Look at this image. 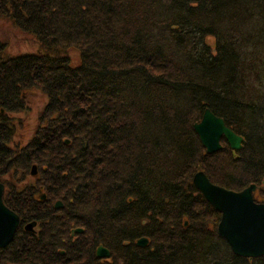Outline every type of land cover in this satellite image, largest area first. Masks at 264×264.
Instances as JSON below:
<instances>
[{
	"label": "trees",
	"instance_id": "16d2710c",
	"mask_svg": "<svg viewBox=\"0 0 264 264\" xmlns=\"http://www.w3.org/2000/svg\"><path fill=\"white\" fill-rule=\"evenodd\" d=\"M0 16L50 52L6 54L0 40L3 200L40 222L32 243L51 245L52 264H98L99 243L110 251L100 264H264L231 251L192 182L202 170L227 189L254 183L264 203V0H0ZM32 89L46 100L13 147L10 114ZM205 107L244 138L239 150L222 136L206 151L193 128ZM17 235L0 264H18Z\"/></svg>",
	"mask_w": 264,
	"mask_h": 264
},
{
	"label": "water",
	"instance_id": "95a60500",
	"mask_svg": "<svg viewBox=\"0 0 264 264\" xmlns=\"http://www.w3.org/2000/svg\"><path fill=\"white\" fill-rule=\"evenodd\" d=\"M193 128L207 152H215L222 147L220 142L222 136L232 150H239L244 141L241 135L226 125L222 117L215 115L208 107L204 109L200 120L193 123ZM30 173L36 175L35 165H32ZM192 182L209 204L220 211L217 231L219 236L226 240L232 252L249 258L264 255V203L254 200L256 184L251 183L239 191L227 189L212 183L202 170L194 173ZM3 188V184L0 183V247H5L12 240L19 220L18 215L4 205ZM40 197L43 199L45 195ZM60 206L62 203L57 200L54 207ZM33 223L28 228H31ZM74 232H82V228L71 229V234ZM147 244V237L143 236L136 240L138 246L143 247ZM96 255L109 257L110 252L99 245L96 248Z\"/></svg>",
	"mask_w": 264,
	"mask_h": 264
},
{
	"label": "rangeland",
	"instance_id": "374dc122",
	"mask_svg": "<svg viewBox=\"0 0 264 264\" xmlns=\"http://www.w3.org/2000/svg\"><path fill=\"white\" fill-rule=\"evenodd\" d=\"M0 40L6 41V54H18L24 52H47L40 44L28 33L22 32L8 19L0 16ZM71 57L72 64L79 61V53L76 49H69L67 51ZM50 53V52H47ZM26 108L22 111L11 113V117L16 122V132L13 136L11 145L21 146L28 142L35 132L38 123V114L45 103L46 96L37 89L29 90L25 93ZM12 183V182H11ZM21 187L25 186L28 181L26 179L17 182ZM257 193V191H255ZM44 206L50 207L48 202L43 203ZM117 264H122L118 262Z\"/></svg>",
	"mask_w": 264,
	"mask_h": 264
},
{
	"label": "flooded vegetation",
	"instance_id": "af4514ba",
	"mask_svg": "<svg viewBox=\"0 0 264 264\" xmlns=\"http://www.w3.org/2000/svg\"><path fill=\"white\" fill-rule=\"evenodd\" d=\"M35 199H37V196ZM27 221L31 222L33 220H27ZM35 221H36L35 225H32L30 229L22 228L21 230L18 231V235L15 237V243L12 246L14 249L13 254L19 260L18 264H33V260L31 258L36 255H40V256L43 255L46 259V264H49V263L52 264L53 257H55V251L51 250V245H49L48 248H46V246H42V247L40 246V250L36 251L32 241L38 239L40 232L42 233L43 231L41 230V228H38V225L40 224L39 221L37 220ZM73 236L74 235H71L72 238ZM7 246L10 247V245H7ZM58 252L60 256L65 254L64 248L60 249ZM106 261H108V258H98L97 259L98 264H100V262L104 263ZM9 264H16V263L10 262Z\"/></svg>",
	"mask_w": 264,
	"mask_h": 264
},
{
	"label": "bare ground",
	"instance_id": "6f19581e",
	"mask_svg": "<svg viewBox=\"0 0 264 264\" xmlns=\"http://www.w3.org/2000/svg\"><path fill=\"white\" fill-rule=\"evenodd\" d=\"M214 113V112H213ZM215 114V113H214ZM216 115V114H215ZM218 116V115H217ZM219 117H221V116H219ZM233 130V129H232ZM234 131V130H233ZM235 132V131H234ZM197 134V133H196ZM240 135V134H239ZM244 139V138H243ZM200 140V139H199ZM201 142V141H200ZM244 142V141H243ZM228 143V142H227ZM202 144V143H201ZM243 144V143H242ZM222 145V144H221ZM229 145V144H228ZM230 147V146H229ZM231 149V148H230ZM232 150V149H231ZM232 151H235V150H232ZM57 200H55L54 202H56ZM32 222H28L27 220H18V223H17V226H16V228H15V231L14 232H16V231H19V230H21L22 228H28L29 226H30V224H31ZM40 223V222H39ZM38 223V224H39ZM36 224V221L33 223V225H35ZM38 228H42L40 225H38ZM82 228V227H81ZM49 231H50V229H49ZM75 237V236H74ZM53 238H56V239H59V241L61 242V238H60V236L59 235H57V234H55L54 236H53ZM45 243H42V242H37L36 243V247H35V249H36V251H39L40 250V246L42 247V246H45L44 245ZM99 245H102L103 247H106V246H104L102 243H99V244H97V246H96V248L99 246ZM61 246V245H60ZM60 246H56V249L59 251L60 249H62V247H60ZM46 248H48V247H46ZM96 248H95V257L98 259V258H103V257H99V256H97L96 255ZM52 250V249H51ZM62 251V250H61ZM44 254H46V253H44ZM64 255V254H63ZM41 256H43V255H41Z\"/></svg>",
	"mask_w": 264,
	"mask_h": 264
}]
</instances>
